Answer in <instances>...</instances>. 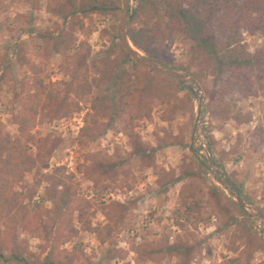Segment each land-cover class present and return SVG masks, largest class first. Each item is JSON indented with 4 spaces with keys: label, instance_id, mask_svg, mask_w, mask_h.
I'll return each instance as SVG.
<instances>
[{
    "label": "rangeland",
    "instance_id": "374dc122",
    "mask_svg": "<svg viewBox=\"0 0 264 264\" xmlns=\"http://www.w3.org/2000/svg\"><path fill=\"white\" fill-rule=\"evenodd\" d=\"M117 2L70 16L79 0H0V140L18 139L29 158L0 222L23 259L0 242V264H43L52 244L65 264H264V218L248 216L208 162L264 216V78L250 95L224 89L191 40L157 32L173 59L161 65L200 88L198 127V98L160 73L163 96L141 116L136 105L117 114L114 72L150 70L126 61ZM242 44L264 49V30L242 31Z\"/></svg>",
    "mask_w": 264,
    "mask_h": 264
},
{
    "label": "trees",
    "instance_id": "16d2710c",
    "mask_svg": "<svg viewBox=\"0 0 264 264\" xmlns=\"http://www.w3.org/2000/svg\"><path fill=\"white\" fill-rule=\"evenodd\" d=\"M136 5L128 10V22L141 19V25L128 30L132 44L154 61L172 66L173 59L165 48L155 44L157 32H175L192 41L191 53L208 64L215 76L222 80V87L236 88L245 95L256 93L260 82L255 76L264 78V49L253 53L242 44V31L264 30V0H135ZM83 9L86 12L107 14L119 9L117 0H79V6H71L70 16ZM126 61L141 68L128 55ZM157 72L146 70L129 73L124 67L118 68L110 82L111 98L116 102L114 110L122 113L136 105L139 115L155 95L165 94L156 81ZM166 80L173 79L163 76ZM159 94V98L162 99ZM33 115L36 108L29 104ZM140 149V148H139ZM138 150V152H140ZM27 152L18 139L5 136L0 140V222L9 208L17 202L19 193L12 190L13 180L20 177L29 162ZM240 194L241 190L238 188ZM62 199V197H61ZM67 200L62 199V203ZM22 223V217L15 215L13 226ZM0 242L10 249L13 259L22 261V250L15 235H1ZM58 247L50 246L43 264H65L68 254L59 257ZM57 253V254H56ZM3 257L0 248V258Z\"/></svg>",
    "mask_w": 264,
    "mask_h": 264
},
{
    "label": "water",
    "instance_id": "95a60500",
    "mask_svg": "<svg viewBox=\"0 0 264 264\" xmlns=\"http://www.w3.org/2000/svg\"><path fill=\"white\" fill-rule=\"evenodd\" d=\"M128 5H129V0H121V8H120V15H119V22H118L117 30H118L119 40H120V43H121L123 49L125 50L126 54L131 59H133L135 62H137L141 66L148 68L154 72L163 74L167 77L178 80L182 84L187 85L190 92L193 95H195L199 101V105L196 108V115H195V124H196V128H197L198 122L200 119V115H201V106L203 104V96L200 93V88H199L196 80L187 76V75H184V74H182V73H180V72H178V71H176V70H174L168 66L161 65V64L155 62L154 60H152L148 57H145L133 46V44L131 43V41L128 37L127 30H126L127 20H128ZM208 162L212 166V170L220 176L221 180L223 181V183L228 188L231 196L236 201L238 206L250 217L253 215H256L260 218H264V216L258 210L253 209L250 205H248L242 199L241 195L237 192V190L235 189L232 182H230L221 171H219L218 169H215L216 165H215L214 160L211 156H208ZM249 210H254L255 211L254 214H252Z\"/></svg>",
    "mask_w": 264,
    "mask_h": 264
}]
</instances>
